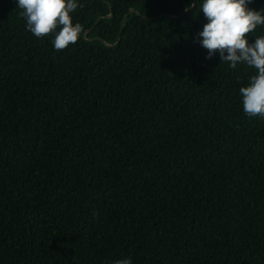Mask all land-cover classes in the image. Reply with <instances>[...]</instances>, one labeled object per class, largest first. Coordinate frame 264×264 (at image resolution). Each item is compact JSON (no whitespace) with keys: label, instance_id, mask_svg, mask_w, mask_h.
<instances>
[{"label":"trees","instance_id":"obj_1","mask_svg":"<svg viewBox=\"0 0 264 264\" xmlns=\"http://www.w3.org/2000/svg\"><path fill=\"white\" fill-rule=\"evenodd\" d=\"M78 3L57 51L0 0V264H264L255 70L206 58L202 0Z\"/></svg>","mask_w":264,"mask_h":264},{"label":"clouds","instance_id":"obj_2","mask_svg":"<svg viewBox=\"0 0 264 264\" xmlns=\"http://www.w3.org/2000/svg\"><path fill=\"white\" fill-rule=\"evenodd\" d=\"M253 0H202L200 9L207 23L197 40L207 50V59L219 53L221 64L233 69L238 64L254 69L247 86L239 89L243 111L249 117L264 119V34L250 42L248 37L264 26V7H250ZM26 29L35 37L53 35L55 50L62 51L85 35L84 26L74 22L72 13L83 4L78 0H17ZM195 7V5H193ZM187 10V9H186ZM112 264H132L131 257Z\"/></svg>","mask_w":264,"mask_h":264}]
</instances>
